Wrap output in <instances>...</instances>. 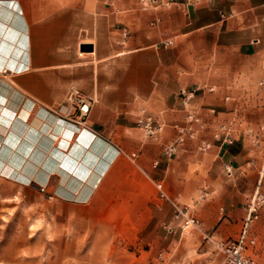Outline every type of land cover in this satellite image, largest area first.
Segmentation results:
<instances>
[{
    "label": "crops",
    "instance_id": "obj_1",
    "mask_svg": "<svg viewBox=\"0 0 264 264\" xmlns=\"http://www.w3.org/2000/svg\"><path fill=\"white\" fill-rule=\"evenodd\" d=\"M15 1L29 64L4 75L49 109L82 90L94 99L87 127L114 148L82 201L106 197L116 240L129 254L130 244L140 246L137 264H222L216 244L240 233L264 177V0H181L146 10L139 0ZM193 88L184 108L181 91ZM143 111L162 125L152 136L136 125ZM180 129L193 134L168 156ZM133 152L136 159L125 154ZM172 201L190 206L202 227L181 231Z\"/></svg>",
    "mask_w": 264,
    "mask_h": 264
},
{
    "label": "rangeland",
    "instance_id": "obj_2",
    "mask_svg": "<svg viewBox=\"0 0 264 264\" xmlns=\"http://www.w3.org/2000/svg\"><path fill=\"white\" fill-rule=\"evenodd\" d=\"M78 91L86 95L82 90ZM72 92L68 101L50 110L74 122H83L82 126L87 127L88 115L80 118L77 108L62 110L64 105L68 107ZM125 154L129 156L131 153ZM61 179L57 175L46 184H29L0 173V264H137L134 253L140 246L130 244L132 254H129L126 245L116 240L112 227L114 210L107 208L106 197L98 198L102 202L66 198L59 192ZM257 187L264 193V177L258 181ZM254 193L248 199L247 214ZM179 204L198 220V224L190 228L180 226L181 231L200 229L201 219L192 214L191 207ZM257 211L258 217L250 222L247 230L249 240L254 239V243L247 241L245 254L264 264V204ZM173 218L181 225V221L175 219V213ZM244 222L236 237L216 244L218 250L220 243L239 238Z\"/></svg>",
    "mask_w": 264,
    "mask_h": 264
},
{
    "label": "bare ground",
    "instance_id": "obj_3",
    "mask_svg": "<svg viewBox=\"0 0 264 264\" xmlns=\"http://www.w3.org/2000/svg\"><path fill=\"white\" fill-rule=\"evenodd\" d=\"M27 64L28 35L22 8L15 0H0V173L29 184H46L52 174L59 175L66 182L59 189L63 196L86 200L109 160L107 152L114 148L88 127L38 105L4 75L20 72ZM30 109L32 114L26 120ZM80 184L84 187L76 192Z\"/></svg>",
    "mask_w": 264,
    "mask_h": 264
},
{
    "label": "built area",
    "instance_id": "obj_4",
    "mask_svg": "<svg viewBox=\"0 0 264 264\" xmlns=\"http://www.w3.org/2000/svg\"><path fill=\"white\" fill-rule=\"evenodd\" d=\"M107 3L112 4L115 0H104ZM181 0H140V3L144 8L151 7V6H158V5H169L172 3L180 2ZM198 88H193L189 90H182L181 96H182V103L184 108H187L190 105V102L192 98L195 96L196 91ZM94 102V99L92 97H89L87 95H82L79 93V91L72 92V95L70 97V102L68 105L69 111H72L74 108H77L80 113V118H84L87 116L90 112V108L92 106V103ZM188 119L189 120H195V115L192 112H188ZM74 122V121H73ZM82 126L84 124L83 122H75ZM137 126L144 130V132L147 135H154L158 131L161 130L162 125L159 124L152 115L146 114L144 111L137 119ZM180 135L177 139L176 144H168L165 147V153L168 156L173 155L177 151V145L178 143H181L184 141L183 134H189L192 135L193 133L190 131V129H180L179 130ZM230 140V138H228ZM208 147V144H204L201 146V149H206ZM118 152L120 153L121 150L118 148ZM130 158L136 159L138 157V154L136 152L131 153ZM226 172L228 174H231L232 166L226 165L225 167ZM159 190H160V196L162 198H167V195L162 190V184H157ZM174 208H175V219L181 221V227L183 229L190 228L191 226H195L198 224V220L194 217L189 215V213L186 211L185 208H183L179 203L172 201ZM264 204V193L260 192L259 188L257 187L255 190L254 195L252 196L250 202L248 203V214L245 218L244 227L243 230L239 236V238L236 241H227L222 242L219 244V249L224 255V261L222 264H262L251 257L247 256L245 254V248L247 245V241L249 240L247 235V230L249 227L250 222H252L255 218L258 217V207L262 206ZM251 243H254V239L249 240Z\"/></svg>",
    "mask_w": 264,
    "mask_h": 264
},
{
    "label": "water",
    "instance_id": "obj_5",
    "mask_svg": "<svg viewBox=\"0 0 264 264\" xmlns=\"http://www.w3.org/2000/svg\"><path fill=\"white\" fill-rule=\"evenodd\" d=\"M81 50L82 51H92L93 46L91 44H82L81 45Z\"/></svg>",
    "mask_w": 264,
    "mask_h": 264
}]
</instances>
